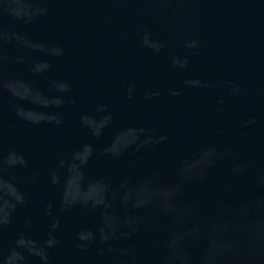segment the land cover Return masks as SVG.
Listing matches in <instances>:
<instances>
[{
  "label": "water",
  "instance_id": "1",
  "mask_svg": "<svg viewBox=\"0 0 264 264\" xmlns=\"http://www.w3.org/2000/svg\"><path fill=\"white\" fill-rule=\"evenodd\" d=\"M0 264H264V0H0Z\"/></svg>",
  "mask_w": 264,
  "mask_h": 264
},
{
  "label": "clouds",
  "instance_id": "2",
  "mask_svg": "<svg viewBox=\"0 0 264 264\" xmlns=\"http://www.w3.org/2000/svg\"><path fill=\"white\" fill-rule=\"evenodd\" d=\"M216 247H219L218 245Z\"/></svg>",
  "mask_w": 264,
  "mask_h": 264
}]
</instances>
